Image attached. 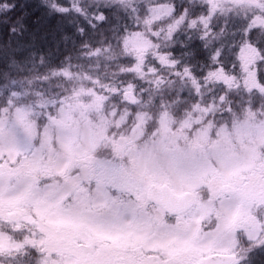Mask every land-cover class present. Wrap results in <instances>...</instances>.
<instances>
[{"label":"clouds","instance_id":"clouds-1","mask_svg":"<svg viewBox=\"0 0 264 264\" xmlns=\"http://www.w3.org/2000/svg\"><path fill=\"white\" fill-rule=\"evenodd\" d=\"M0 264H264V0H0Z\"/></svg>","mask_w":264,"mask_h":264}]
</instances>
